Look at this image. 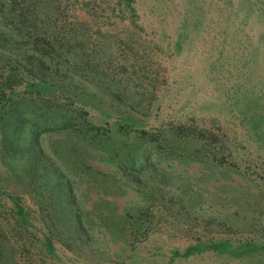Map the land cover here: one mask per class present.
Returning <instances> with one entry per match:
<instances>
[{
	"label": "rangeland",
	"instance_id": "1",
	"mask_svg": "<svg viewBox=\"0 0 264 264\" xmlns=\"http://www.w3.org/2000/svg\"><path fill=\"white\" fill-rule=\"evenodd\" d=\"M0 8L10 10L13 33L30 10L41 29L54 26L62 55L68 56L69 46L79 57L87 55L92 89L102 82L111 84L109 94L123 92L145 120L142 128L192 125L217 137L210 146L213 160L181 155L157 163L176 185L195 190L206 214H217L209 220L163 207L144 189L116 181L113 165L93 159L67 133H42L41 146L58 164L71 168L81 151L103 172L83 167L68 173L99 245L97 253L71 250L34 204L27 129L39 120L31 110L39 102L20 89L4 117L26 116L24 130L11 134L13 125L0 127V264H264V0H0ZM27 31L22 26L21 32ZM13 52L0 47V74L12 66ZM84 106L91 121H109L107 127L115 131L107 107L93 99ZM2 136H15L21 150H7ZM11 196L21 197L30 212L28 223L14 218ZM146 209L152 218L149 232L127 241L119 227ZM96 217H104L111 232L98 227L102 221ZM219 241L217 249L183 255L190 245Z\"/></svg>",
	"mask_w": 264,
	"mask_h": 264
},
{
	"label": "trees",
	"instance_id": "2",
	"mask_svg": "<svg viewBox=\"0 0 264 264\" xmlns=\"http://www.w3.org/2000/svg\"><path fill=\"white\" fill-rule=\"evenodd\" d=\"M9 13L10 10L0 8V14L4 18L0 15V47L14 51L12 66L4 74H0V127L13 125L9 128L11 134L24 130L23 124L29 120L26 116L20 115L18 121L6 120L4 117L14 106V98L20 96V89H23V93L33 94L38 98V106H31V110L39 120L30 124L27 129L28 145L34 160L31 181L37 189L34 204L46 212V217L53 226L51 229L60 231L59 237H63L61 240L69 249L97 253L99 245L91 232L92 226L87 223L90 222L85 212L87 210L75 194L76 181L68 173L70 170H79L83 167L89 173L103 172L89 164L83 157L85 153L81 151L76 156V162L72 161L71 168L58 164L41 146L40 137L44 132L67 133L74 143L85 148L93 159L113 165L112 175L116 181L125 180V184L135 190L144 189L143 193L148 194L154 201L157 200L163 207H176L178 212L187 213L191 217H204L210 220L217 216L203 211L193 188L184 184L176 185L172 182L171 174L157 166L162 159H174L181 155L187 159L195 155H205L208 158L212 157L213 160L215 153L210 146L216 144L215 133L197 126L181 124L159 131L142 128L145 120L133 110L135 106L123 92L111 90L109 94L107 91L110 89L107 88L111 84L105 85L102 82L96 85L98 90L92 89L95 84L90 79L89 71L93 65L89 59H85L88 58L85 50L82 52L86 55H83L85 58L79 57L77 50L72 46L65 51L68 56L62 55L64 51H59L56 45L59 41L55 27L41 29L36 24L37 13L33 10L29 11L30 14L24 15L19 31L13 33L7 22L10 18ZM22 26L28 27L24 34L21 32ZM77 56L82 59L80 64L75 60ZM60 57H63L64 61ZM92 99L94 103L108 108V112L104 113L107 117L114 118L115 131L107 127L109 121L106 125H101L89 119V111L84 105L91 103ZM120 137H126L127 140ZM17 140L15 136L11 140H6L2 136V143L13 154L21 150ZM72 150L75 152L76 147L72 146ZM154 155L156 161L153 160ZM46 160L51 161L50 166L39 164ZM41 199H45L47 203ZM11 201L14 218L28 223L30 212L27 211L21 197L11 196ZM149 212L147 209L141 211L137 217H130L126 228L119 227L118 231L124 232L127 241L132 242L139 234L149 232L152 225ZM100 218L96 217L97 221L104 220V217L102 220ZM98 227H104L107 232H111L112 228L111 224L103 221ZM45 245L53 251L50 238L45 239ZM221 245L222 241L209 244L200 242L188 246L183 255H190L206 247L217 249ZM179 254L175 251V255Z\"/></svg>",
	"mask_w": 264,
	"mask_h": 264
}]
</instances>
